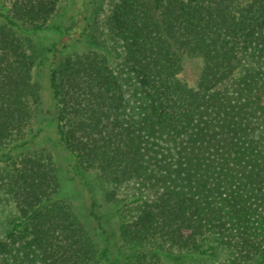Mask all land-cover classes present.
Instances as JSON below:
<instances>
[{"label":"trees","instance_id":"trees-1","mask_svg":"<svg viewBox=\"0 0 264 264\" xmlns=\"http://www.w3.org/2000/svg\"><path fill=\"white\" fill-rule=\"evenodd\" d=\"M102 1L0 0V264H264V0Z\"/></svg>","mask_w":264,"mask_h":264},{"label":"rangeland","instance_id":"rangeland-1","mask_svg":"<svg viewBox=\"0 0 264 264\" xmlns=\"http://www.w3.org/2000/svg\"><path fill=\"white\" fill-rule=\"evenodd\" d=\"M60 6L61 7L59 12L53 16V18L51 19V23L66 26L68 25V20L66 18V10L69 6L68 0H61ZM106 6L107 0H103L102 2H100L98 8V16L96 19L98 22L102 18L103 12L104 10H106ZM57 37L58 35L55 32L46 31L33 37V41L38 46H48L55 39H57ZM101 38V40L104 41V45H101V47H99L98 52L104 53L108 57L110 65L112 67H117L118 59L116 58V55L112 50L107 37L102 36ZM87 48L88 47H86L85 44H82L80 47H78L77 50L83 51ZM197 65H200L199 59L184 56V71L183 73H181L180 78L187 82L190 86H193L195 84L196 75L193 70ZM7 169L8 168L4 164H0V174H4ZM81 173L85 182L93 188L98 203L100 204V210L112 230L116 229V226L119 222V215L128 218L132 215V213H134L138 204H140L144 200L150 199L153 195L152 189L146 184V182L137 180L129 182L128 184H125L124 186L118 188L117 203L108 204L103 201L101 191L98 187L99 183L97 181L96 173L89 170L86 172L81 171Z\"/></svg>","mask_w":264,"mask_h":264}]
</instances>
